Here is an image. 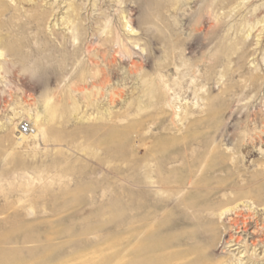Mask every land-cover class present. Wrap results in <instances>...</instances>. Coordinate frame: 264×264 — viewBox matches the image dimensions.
Wrapping results in <instances>:
<instances>
[{
	"label": "rangeland",
	"instance_id": "1",
	"mask_svg": "<svg viewBox=\"0 0 264 264\" xmlns=\"http://www.w3.org/2000/svg\"><path fill=\"white\" fill-rule=\"evenodd\" d=\"M63 1L55 25L59 37L68 32L60 17L71 0ZM75 1L89 5L83 14L89 16L88 39L95 32L92 18L102 10L115 31L136 34L131 56L137 64L114 53L116 74L98 95L86 98L88 90H76V83L85 85L77 76L65 73L60 85L34 90L24 66L9 55L2 58L7 71L0 70V264H220L222 259V264H264L263 206L243 199L229 205L237 204L235 211L218 216L217 209L222 194L236 185L248 186L245 190L264 185V140L259 138L264 131V31L259 23L264 0L239 6L237 0L163 3L160 13L172 23L166 44L141 34L154 24L152 19L144 24L141 12L130 11L135 0H119L127 8L126 30L118 20L119 3L101 0L99 9L90 7L93 0ZM52 2L32 0L19 8L33 11ZM49 22L46 35L58 42ZM11 27L16 38L31 39L39 31ZM103 35L93 37L97 46ZM74 42L84 52L86 43ZM153 46L157 51L150 61ZM84 54L75 57L76 66L87 59ZM153 83L162 91L157 105ZM64 87L72 97L50 100L61 110L58 114L64 112L50 121L44 93ZM120 91L121 97L114 94ZM112 94L116 100L111 103ZM91 102L93 107L86 106ZM66 107L75 110L71 114ZM207 107L216 110L211 119L205 116ZM189 108L204 124L188 127L182 118ZM36 114L41 131L30 123ZM24 121L35 132L21 142L17 129ZM195 216L207 218L200 224L202 241ZM237 222L239 232L233 226ZM230 236L242 240L237 250ZM214 240L218 249L211 253Z\"/></svg>",
	"mask_w": 264,
	"mask_h": 264
},
{
	"label": "bare ground",
	"instance_id": "2",
	"mask_svg": "<svg viewBox=\"0 0 264 264\" xmlns=\"http://www.w3.org/2000/svg\"><path fill=\"white\" fill-rule=\"evenodd\" d=\"M10 1H14L15 5H12L7 0H0V70L7 71L4 68V66H2V58L5 55H9L10 57H13V59L21 63L20 65L24 66L25 68L24 70L29 73V76L27 77L30 82V87L33 88L34 90L36 89L40 90L42 87L45 88L47 86H50L51 84L60 85L61 76L64 75L65 73H69L71 74V79L77 76L78 77L77 81L79 83L85 84V85L80 84L81 88H78L80 86L77 85L76 83L75 84L76 90L78 91L82 90L81 92H83L84 89L88 90V92L86 93V98L88 97L91 98L93 96L95 97L96 95H98L99 90L102 89V85L104 84V82L108 78H111L113 75L116 74L115 69H114V64L116 63L118 59L113 55L114 53L116 54L120 52L124 56H126L129 60H131L133 64L135 65L137 64V62H133L134 57L132 58L131 54L133 53L131 51L133 50L134 47H136V45H138V37L135 36L136 34L135 35L131 34L133 32L132 30H128L126 31V33L123 32L122 34L120 32L115 31L113 27L109 25V20H108L109 15L106 13L105 10H102L96 17L92 18L91 23L96 25V26L93 25L92 30H94L95 32L91 33L90 34L91 37L90 39H88L86 35L89 31V27L85 25V23H86V20L89 19V16L84 17L83 14L84 12L87 11V7L89 5L85 7L84 4H81V2L78 3V1L71 0L66 6L63 7V8L66 7L65 8L66 11L62 14V17H60V25L65 26L68 32L67 34L62 33L63 35L62 36L60 35L59 37V34L55 32V25H58L59 19L57 16L58 14L61 13L62 7L60 6V4L64 2L63 0L58 1V2L54 0V2L49 4V8H46V7L43 8L40 4L38 5V8H36V10L35 9L33 11L25 10L24 12L20 10L19 5L22 2H30L32 0H10ZM38 1L42 2L43 0H38ZM110 1H113L115 4L119 3L120 11L118 13V20L120 21V24H122V27L125 29L127 24L126 22L123 21V19L126 18V16L124 15V10L127 8H125V6L121 7L120 5L121 1L119 0H110ZM232 1L235 2L236 0H219L217 2V5L230 4ZM244 1L245 0H237L236 5L239 6ZM163 3L165 5H168L170 3L177 4V3H181V0H167L166 2L165 0L164 1L162 0H135L134 7L130 9V11L134 13L141 12L140 17L142 18L144 24H150L149 19H152L151 22L154 25H152L151 27L150 26L143 27L141 34L152 39L154 44H159V43L166 44L170 41L169 37L166 36L165 33L170 29V27L172 26V23L170 22L166 23L165 21H167L168 18H166L165 15H163L162 13H160L161 5ZM89 4H91L90 7L99 6V9H101L102 6L104 5L103 1L101 0H93L92 3H89ZM12 12L16 13V15L8 16ZM50 19H51V22H49ZM48 22L49 24L53 22V24L51 25V27H53L51 31L53 32L52 33L53 36L55 35L54 38H57L58 42L47 37L46 35L47 26L46 25L48 24ZM259 23L260 25H262V28L260 29V32H262L264 31V19L259 20ZM12 24L16 25V27H18L20 30L28 27L32 29H37V31L38 30L39 31L36 35H33L31 39H27L24 37L16 38L15 30L13 29V27H11ZM251 28H253V26ZM243 33H247V31ZM97 34L98 36L103 35V37L100 39L99 46L96 45V44H99V41L98 43H96V41H94L93 39V37L97 36ZM244 38H247V35ZM38 39H41L39 43H37ZM77 39L81 43L83 42L86 43L84 52L82 51L81 44L76 45V42H74V41H78ZM130 45H132V47ZM24 46H28V49L24 50L23 49ZM70 46H71V49H70ZM156 47L157 46H153L152 50L147 54L148 59L150 61L154 57L153 53L157 51ZM80 53L81 54L86 53L84 55H86L87 59L86 60L84 59V61H82L80 64L76 66L74 63V59L75 57L80 55ZM101 62H104V66L100 65ZM16 64L17 63H14V65ZM68 65H72L69 70H67ZM139 65L141 66V61L139 62L138 66ZM255 77L258 80L260 78V74L259 73L256 74ZM87 85H89L88 88H87ZM252 86L257 87V83H253ZM151 88H153V90L151 91L152 97L154 99L153 105H157L162 95L161 88L157 87L155 83H153V86ZM65 90L68 92H65ZM69 92H70V88L64 87L59 90H56V92L53 93V95H50V93H46V92L44 93V103L46 107L45 114L47 115V118L50 119V121L56 120V118H59V116L62 113H64L62 112L61 114H58L61 110H59L56 107L55 103L49 104L50 100L51 99L57 100V98L59 97H61V100L70 98L72 96L70 95ZM123 92L124 91H120L114 94L121 97L123 95ZM115 100L116 98H114V95L112 94L110 96V102L111 103L115 102ZM93 103L94 102H91L86 106L93 107L94 106ZM73 107L77 109L76 105H73ZM73 107L72 108L66 107L69 109L68 111L71 114H72V111L75 110ZM215 112H216L215 109H211V107H207L206 114H205L206 118L211 119L210 118L211 115H213ZM121 119L123 118L118 117L117 121ZM182 119L188 120V125H189L188 127H195L196 125L198 126L202 125L204 124V121H205V119L199 120V118L196 116V111L193 110L192 108H189L185 111ZM38 121H39L38 114H36L35 117L30 118V123H32V125L36 127L38 131H41L40 127L38 126L39 125ZM113 123L114 122H112L111 124L113 127L117 126L116 124H113ZM222 127L226 128V124L224 123ZM17 132H18V129H17ZM31 132H35V130L34 131L32 130V127L30 124V131L25 134H29V133L31 134ZM214 132H217V128L214 129ZM261 133L263 135L260 136L259 138L264 140V131H262ZM25 134L18 135L17 139L23 142L25 139V136H24ZM111 136L114 140L118 138L115 135H111ZM51 139H53V141L58 140L56 136H53ZM160 151L161 150H156L153 153L160 152ZM113 154L114 152H112V155ZM231 167H233V165H231ZM106 171L108 170L106 169ZM246 188H248V186L236 185V187H234L230 193L224 194V195L222 194V198L220 197L219 199L220 201H219L218 208L216 207L218 210L221 209L218 216H220V214L224 212L235 211L238 205L236 204L232 207H230L229 205L235 204L237 201H241L243 199H248L252 201V203L256 204V206H263V209H264V185L260 189H254L256 188L254 187L252 189L250 188L249 190H245ZM195 213H197V211H195ZM205 220H207V218H201L200 216H195L194 223L201 226L200 224H203ZM238 225H239L238 222L233 223V226L239 232ZM204 230L201 226V229L197 231L199 235L198 237L199 241L204 240L203 238L205 236ZM229 242H230V245L232 243L231 245L232 247H236L234 250H237L239 246L238 244L242 242V240H240L237 237L235 238L233 236H230ZM251 244L255 248L256 243L252 242ZM217 247H218L217 240H214L212 244H210L209 246L211 253H214L218 249ZM256 256L258 257V254ZM145 262L146 261H144V263ZM224 262L225 260L222 259L220 264ZM238 263L241 264L240 260L234 261V264H238ZM197 264H202V262H197Z\"/></svg>",
	"mask_w": 264,
	"mask_h": 264
},
{
	"label": "built area",
	"instance_id": "3",
	"mask_svg": "<svg viewBox=\"0 0 264 264\" xmlns=\"http://www.w3.org/2000/svg\"><path fill=\"white\" fill-rule=\"evenodd\" d=\"M29 131H30V124H28V122H24L21 124L18 133L25 134L28 133Z\"/></svg>",
	"mask_w": 264,
	"mask_h": 264
}]
</instances>
